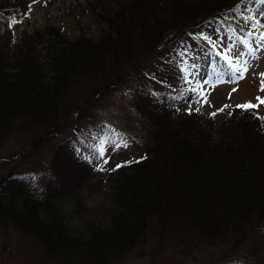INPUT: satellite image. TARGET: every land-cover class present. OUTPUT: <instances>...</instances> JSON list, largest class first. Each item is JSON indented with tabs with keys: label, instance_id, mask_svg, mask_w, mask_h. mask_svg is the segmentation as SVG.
Listing matches in <instances>:
<instances>
[{
	"label": "trees",
	"instance_id": "16d2710c",
	"mask_svg": "<svg viewBox=\"0 0 264 264\" xmlns=\"http://www.w3.org/2000/svg\"><path fill=\"white\" fill-rule=\"evenodd\" d=\"M31 3L0 0V137L25 119L43 124L35 143L48 140L119 84L143 76L131 98L136 117L125 128L144 143L100 169L111 197L102 223L71 231L59 212L57 202L76 199L97 172L71 141L55 148L42 191L20 174L0 177V217L63 264H109L155 224L247 244L264 264V108L234 106L205 128L199 106H182L184 90L193 89L180 82L178 61L198 42L215 50L207 40L214 22L245 29L261 0H108L106 12L95 6L104 24L95 39L69 38L55 24L16 39L13 21L28 16Z\"/></svg>",
	"mask_w": 264,
	"mask_h": 264
},
{
	"label": "rangeland",
	"instance_id": "374dc122",
	"mask_svg": "<svg viewBox=\"0 0 264 264\" xmlns=\"http://www.w3.org/2000/svg\"><path fill=\"white\" fill-rule=\"evenodd\" d=\"M95 6L101 12L109 9L108 0H32L28 16L16 18L21 20L13 25V32L17 39L23 32L31 33L45 25L55 24L61 26L69 38L85 33L95 39L104 28L102 16L95 11ZM255 6L254 22L247 21L243 24V30L238 25L235 29L240 31L235 32L231 21V27L220 21L211 24V34L207 40L215 45V50L206 49L197 41L191 50L185 51L178 59L180 82L195 89L191 92L185 88L187 91L184 90V98L180 97V101L184 107H200L205 128L216 126L240 102L251 101L264 108V104L256 99L264 98V91L261 90L264 41L258 39L264 33V3H256ZM205 30H208V25ZM249 32L253 34L249 35ZM244 40L247 43H242ZM226 46L244 53L239 61L241 66L245 62L247 66L243 79H230L229 65L223 55L216 52L224 53ZM142 77L119 84L99 100L91 114L78 121L68 119V127L64 131L43 142H34L43 124L16 120L23 121L18 127H10L0 137V177L6 173L20 174L38 191H42L43 180L51 172L55 148L62 142H75L88 152L92 167L97 172H94L95 175L88 174L90 178L76 194V199L64 198L57 202L59 212L71 231H83L87 221L94 226L102 223L111 207V197L107 186L109 182L100 175V169L118 154L138 152L144 143L143 137L140 141L134 139L125 128L126 122L136 117L131 98L134 87L146 83V77ZM61 120L64 122L65 117ZM121 138L127 146L115 148L114 143ZM101 140H106L103 158L98 156ZM104 159L108 162L104 163ZM167 226L150 225L140 244L109 264H256L258 261L249 255L247 244H233L230 239L223 238L207 239L188 227ZM38 245L30 235L0 217V264H63L54 256H47Z\"/></svg>",
	"mask_w": 264,
	"mask_h": 264
},
{
	"label": "snow or ice",
	"instance_id": "6c2138e0",
	"mask_svg": "<svg viewBox=\"0 0 264 264\" xmlns=\"http://www.w3.org/2000/svg\"><path fill=\"white\" fill-rule=\"evenodd\" d=\"M261 3H264V0H261ZM249 19V18H246ZM13 23H16V21L14 20ZM255 24L252 25L253 28H255ZM234 31H240V29H235ZM249 35H252V32L248 33ZM258 39L260 41H264V33H261L260 36L258 37ZM242 43H247L246 40L242 41ZM249 51L251 52V46L249 45ZM225 61L227 62V64L229 65V75H230V79H235V80H239V79H243L244 77V72L247 71V66H246V62L243 66H241V64L239 63L241 57L244 55V53L242 51H235L234 47L232 46H226V51L224 53H222ZM236 73H239V75H236ZM261 76L264 77V73H261ZM186 79V77H185ZM195 91V89H193ZM261 90L264 91V79H262L261 81ZM233 91H235V89H233ZM257 101H259L260 104H264V98L261 97H257L256 98ZM206 102V101H205ZM259 105H253L250 101L242 104V105H236V107L239 108H243V109H248V108H256ZM225 107H228V105H225ZM218 111H223V109H219ZM212 115H215V113H213ZM106 140H101L99 143V151H98V156L103 158L105 156V145ZM121 146H127L126 142L123 140V138H121L119 140L118 143H114V147L115 148H119ZM104 163H107V159H104L103 161ZM122 167V165H117V168ZM103 170V169H101ZM25 177H22V179H24Z\"/></svg>",
	"mask_w": 264,
	"mask_h": 264
}]
</instances>
